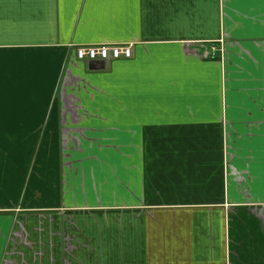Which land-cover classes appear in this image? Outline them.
<instances>
[{"label":"crops","instance_id":"1","mask_svg":"<svg viewBox=\"0 0 264 264\" xmlns=\"http://www.w3.org/2000/svg\"><path fill=\"white\" fill-rule=\"evenodd\" d=\"M0 264H264V0H0Z\"/></svg>","mask_w":264,"mask_h":264},{"label":"built area","instance_id":"2","mask_svg":"<svg viewBox=\"0 0 264 264\" xmlns=\"http://www.w3.org/2000/svg\"><path fill=\"white\" fill-rule=\"evenodd\" d=\"M220 50L213 47L211 55L216 56V52ZM75 55L79 59L110 61L118 58H129L132 55V44H108L100 43L94 45L78 46L75 49Z\"/></svg>","mask_w":264,"mask_h":264},{"label":"water","instance_id":"3","mask_svg":"<svg viewBox=\"0 0 264 264\" xmlns=\"http://www.w3.org/2000/svg\"><path fill=\"white\" fill-rule=\"evenodd\" d=\"M93 61H97V60H93ZM104 62V61H103Z\"/></svg>","mask_w":264,"mask_h":264}]
</instances>
